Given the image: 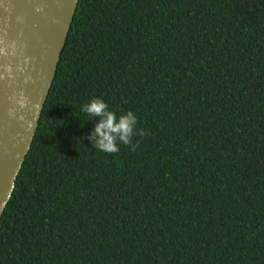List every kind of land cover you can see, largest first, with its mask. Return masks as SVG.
<instances>
[{
    "label": "trees",
    "instance_id": "obj_1",
    "mask_svg": "<svg viewBox=\"0 0 264 264\" xmlns=\"http://www.w3.org/2000/svg\"><path fill=\"white\" fill-rule=\"evenodd\" d=\"M92 98L135 151L92 147ZM0 264H264V0H77Z\"/></svg>",
    "mask_w": 264,
    "mask_h": 264
},
{
    "label": "water",
    "instance_id": "obj_2",
    "mask_svg": "<svg viewBox=\"0 0 264 264\" xmlns=\"http://www.w3.org/2000/svg\"><path fill=\"white\" fill-rule=\"evenodd\" d=\"M76 3L0 0V215L30 147ZM22 97L24 107L17 103Z\"/></svg>",
    "mask_w": 264,
    "mask_h": 264
},
{
    "label": "clouds",
    "instance_id": "obj_3",
    "mask_svg": "<svg viewBox=\"0 0 264 264\" xmlns=\"http://www.w3.org/2000/svg\"><path fill=\"white\" fill-rule=\"evenodd\" d=\"M36 11H42V9L37 8ZM17 103L20 107H24L27 100L22 97ZM80 110L90 119H96L97 122L87 139L94 149L101 152L118 153L120 144L129 146L131 151H135L139 140L133 143L134 135L138 134L141 137L145 135L144 130L137 133L138 117L135 113L128 111L117 116L114 111L109 110L107 103L100 98L90 99L80 106ZM9 114H12V110Z\"/></svg>",
    "mask_w": 264,
    "mask_h": 264
}]
</instances>
